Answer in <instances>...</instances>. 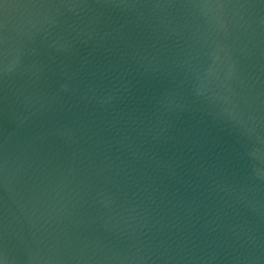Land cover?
I'll use <instances>...</instances> for the list:
<instances>
[{
  "label": "water",
  "instance_id": "95a60500",
  "mask_svg": "<svg viewBox=\"0 0 264 264\" xmlns=\"http://www.w3.org/2000/svg\"><path fill=\"white\" fill-rule=\"evenodd\" d=\"M0 264H264V0H0Z\"/></svg>",
  "mask_w": 264,
  "mask_h": 264
}]
</instances>
